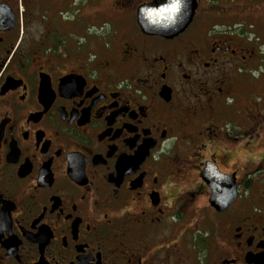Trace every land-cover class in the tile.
<instances>
[{
	"label": "flooded vegetation",
	"instance_id": "af4514ba",
	"mask_svg": "<svg viewBox=\"0 0 264 264\" xmlns=\"http://www.w3.org/2000/svg\"><path fill=\"white\" fill-rule=\"evenodd\" d=\"M152 2L0 0V264H264V0Z\"/></svg>",
	"mask_w": 264,
	"mask_h": 264
},
{
	"label": "water",
	"instance_id": "95a60500",
	"mask_svg": "<svg viewBox=\"0 0 264 264\" xmlns=\"http://www.w3.org/2000/svg\"><path fill=\"white\" fill-rule=\"evenodd\" d=\"M197 0H153L138 9V24L144 34L173 38L192 23ZM210 189L209 202L218 212L228 211L238 200L236 179L207 168L202 175Z\"/></svg>",
	"mask_w": 264,
	"mask_h": 264
},
{
	"label": "rangeland",
	"instance_id": "374dc122",
	"mask_svg": "<svg viewBox=\"0 0 264 264\" xmlns=\"http://www.w3.org/2000/svg\"><path fill=\"white\" fill-rule=\"evenodd\" d=\"M260 32H262V31H260ZM237 207V205L236 206H234V208L233 209H235Z\"/></svg>",
	"mask_w": 264,
	"mask_h": 264
}]
</instances>
